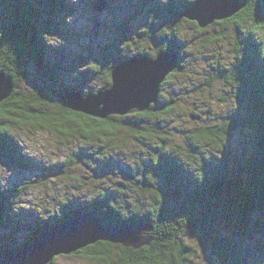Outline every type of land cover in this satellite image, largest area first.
Instances as JSON below:
<instances>
[{
	"label": "trees",
	"instance_id": "1",
	"mask_svg": "<svg viewBox=\"0 0 264 264\" xmlns=\"http://www.w3.org/2000/svg\"><path fill=\"white\" fill-rule=\"evenodd\" d=\"M135 1L122 23H116L113 38L100 45L99 55L76 57L52 45L49 36L69 31V15L85 0H0V69L14 84L0 103V154L25 171H62L64 178L70 175L63 170L79 163L90 171L74 177L79 184L93 189L90 181L96 178L115 188L108 192L104 181L95 185V194L64 193L49 215L17 207L25 186L0 190V251L24 247L60 221L91 212L106 224H148L150 229L142 232L138 246L100 240L67 256L93 264H214L213 259L264 264V0H241L244 7L222 21H234L233 60L230 66L216 61L211 75L194 88L212 98L215 81L226 83L231 89L223 87L217 103L230 102L229 110L218 113L196 102L184 114L176 97L162 96L170 80L187 75L183 48L189 46L181 33L183 23H193L184 13L195 0ZM171 48L180 51V63L162 83L159 102L126 114L128 120L74 111L60 99L63 90L86 96L107 89L112 71L124 59L155 57ZM94 78L104 79L103 84L93 87L89 81ZM199 106L203 115L194 111ZM175 121L182 127L170 126ZM237 128L254 137L242 142L234 134ZM25 129L64 143L76 141L81 150L72 149L61 164L35 162L16 139L15 132ZM131 140L139 147L138 161L117 174L114 155ZM24 231L28 236L18 243Z\"/></svg>",
	"mask_w": 264,
	"mask_h": 264
},
{
	"label": "rangeland",
	"instance_id": "2",
	"mask_svg": "<svg viewBox=\"0 0 264 264\" xmlns=\"http://www.w3.org/2000/svg\"><path fill=\"white\" fill-rule=\"evenodd\" d=\"M85 1L86 4H81L73 14L69 15L67 26L71 33L69 31L64 33L57 32L52 36H49L52 45L63 47L64 51H70L71 55L76 57H78V54L80 53L81 55L88 57H91V54L93 53L99 55L100 53L98 52L100 50V45L113 38V35L116 33V23H122L124 17L128 14L127 10L137 2L135 0H112L107 10L97 12L92 6L97 0ZM233 16L217 20L218 22L205 27L203 31L204 33H200L198 23L195 21L191 24L183 23L184 30L181 33L183 36L182 40L186 41V44L188 43L187 45L189 46V48H186V46L183 48L184 53L187 55L185 63L187 66V75L170 80V83L164 86L162 96L164 99L170 97V95L176 97L175 101L178 104V110L180 113L184 114L186 111H189V108L196 102L201 106H214L213 110L215 109L218 113H226L231 107L230 102H228V105L223 106H220L219 103H217L219 102L218 97L223 92L222 88L231 89L226 83L223 86V82L215 81L210 91L212 98L208 97V92L206 94L194 93V88L197 84L205 82L206 78L211 75L213 66L216 65V61L219 60L225 66L228 64L230 66V62L234 57L233 31L235 25L233 20L226 24H223L222 21L228 20ZM98 21L101 22L100 25L98 24ZM242 30L243 34L247 33L248 29L246 25L242 26ZM72 32H76V36ZM205 38H207V40H204ZM124 47L125 46H121V50L125 49L129 51V49L135 48L134 46L128 49ZM103 82L104 79L102 78H94L91 82L89 81V84L98 88ZM183 85L187 88L186 91L181 89V87H184ZM201 106L194 111L198 114H202L203 108ZM132 114L133 111L128 113L129 116ZM117 115L122 117V120L124 121L128 120L129 117L128 115ZM175 122L174 124L170 122V126L177 124L172 127H182L183 124ZM244 130L247 133L248 129L244 128ZM239 132H241L239 128L234 130V134L237 135V138L241 139L242 142L254 137H252L250 133L246 136V134H239ZM15 135L24 155L39 163L61 164L64 163L72 149H75L76 151L81 150L80 147L77 146L78 143L76 141L64 143V141L57 136L45 132H36L34 130L31 131L25 129L19 133L15 132ZM257 141L259 140L257 139ZM135 142L136 141L131 140L127 146L120 149L118 154L114 155V157H117V160L114 162L116 167L114 171H116L117 174L121 171L122 166L136 165L135 161H138L136 150H139V147ZM12 164L13 163H11L5 155L2 153L0 154V190L7 189L10 185L14 186L16 184L22 188L25 186L23 188V191H25L23 198L19 201L17 207H19V209L34 210L40 215H49V209L59 208L64 193L73 192L76 196L82 197L89 192L88 190H90L92 191L91 194H95L93 190L95 185L99 184L102 186L104 181V188L110 193L115 192L113 184L108 183L107 180L103 179H92L90 182H92L91 188L93 189H90L87 183L84 185L81 183L79 184L74 177L88 176L90 172L86 173V167L79 163H76L78 166L72 165L71 168L63 170H66L65 172L70 175L68 178H64L63 175L61 176L62 171H59L58 173L41 174L36 171H25L17 165ZM94 164H92V166H94ZM96 166L97 164L94 167L96 168ZM111 176L116 179H121L115 174H111ZM106 177L107 175L104 176V179ZM25 235L28 236L27 231L23 232L21 238L18 239V243H21L24 240L26 237ZM67 255L69 254L56 255L53 258L54 264H93L92 261L86 258ZM213 260L214 264H218L216 259Z\"/></svg>",
	"mask_w": 264,
	"mask_h": 264
},
{
	"label": "water",
	"instance_id": "3",
	"mask_svg": "<svg viewBox=\"0 0 264 264\" xmlns=\"http://www.w3.org/2000/svg\"><path fill=\"white\" fill-rule=\"evenodd\" d=\"M97 12L109 8L105 0L93 5ZM244 7L241 0H195L184 15L205 28L217 20L235 15ZM180 63V51L159 50L155 57L133 55L112 71L109 88L89 93L63 90L60 99L74 110L94 117L140 112L159 102L161 85ZM13 79L0 69V103L13 91ZM148 224H106L91 212L60 221L45 234L24 247L0 251V264H48L59 254H71L97 241L138 246Z\"/></svg>",
	"mask_w": 264,
	"mask_h": 264
},
{
	"label": "bare ground",
	"instance_id": "4",
	"mask_svg": "<svg viewBox=\"0 0 264 264\" xmlns=\"http://www.w3.org/2000/svg\"><path fill=\"white\" fill-rule=\"evenodd\" d=\"M132 111H134V110H132ZM132 111H130V112H132Z\"/></svg>",
	"mask_w": 264,
	"mask_h": 264
}]
</instances>
